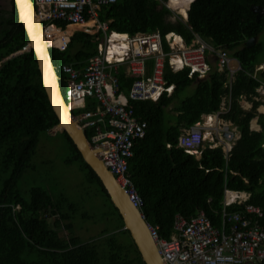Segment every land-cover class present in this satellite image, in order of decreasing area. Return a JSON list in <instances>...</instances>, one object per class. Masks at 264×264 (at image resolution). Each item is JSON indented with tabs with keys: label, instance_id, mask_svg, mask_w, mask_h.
<instances>
[{
	"label": "trees",
	"instance_id": "trees-1",
	"mask_svg": "<svg viewBox=\"0 0 264 264\" xmlns=\"http://www.w3.org/2000/svg\"><path fill=\"white\" fill-rule=\"evenodd\" d=\"M11 10L0 6V264H145L129 234L118 210L113 206L102 183L83 161L77 148L65 132L71 156L67 164L78 163L88 184H95L118 220L113 233L104 230L98 238L84 242L75 234L74 224L80 205L60 195L54 198L43 187H33L26 198L18 183L31 167L40 137L58 126L42 85L33 52L24 51L29 38L19 23L14 1ZM169 0H118L101 9L99 19L109 23V33L151 34L158 31L165 45V36L175 34L190 45L194 35L215 48L229 51L237 59L242 71L237 73L231 86V105L223 119L238 132V140L226 156L210 144L199 157L178 148V138L201 120L220 110L222 100L229 94L226 72L212 67L207 79L189 77V70L178 72L165 67L166 92L157 102L130 101L136 117L147 123V134L135 143L129 160V174L137 193L144 202L143 213L147 222L159 227L162 238L171 240L177 216L190 220L204 212L215 227L222 220L225 191L249 194L248 204L258 206L264 213V115L254 100L264 70L256 68L264 63V45L258 41L264 31V16L257 20L252 8L264 9V0H190L187 22H168L173 15L165 7ZM176 0H170L172 4ZM1 2V0H0ZM102 34L89 36L76 32L66 51L50 49L51 58L60 79L64 97L67 78L62 66L71 65L83 70L87 62L98 55ZM257 43L248 49V40ZM152 72L153 61L147 64ZM256 74L254 79L252 76ZM134 78L121 71L118 76L120 92L128 94ZM190 87L192 96L175 105V115L168 109ZM245 99L252 105L246 111L241 106ZM95 107L87 103L86 109ZM79 116L78 112H73ZM258 118L261 132L251 130V122ZM88 139L92 133L86 130ZM240 205H232L228 212H242ZM85 220L91 219L82 214ZM264 225V216L260 220ZM63 224L68 236H62L57 225ZM127 235L130 244L119 238Z\"/></svg>",
	"mask_w": 264,
	"mask_h": 264
},
{
	"label": "built area",
	"instance_id": "built-area-1",
	"mask_svg": "<svg viewBox=\"0 0 264 264\" xmlns=\"http://www.w3.org/2000/svg\"><path fill=\"white\" fill-rule=\"evenodd\" d=\"M32 1L50 49L66 51L76 32L103 35L98 55L91 58L83 70L71 65L62 66L68 82L65 99L71 112L79 113L75 118L82 129L91 131L89 141L97 150L98 158L140 211L162 263L264 264V225L260 222L264 213L260 207L248 204L249 194L225 191L219 227H215L204 212L190 220L177 216L173 236L167 240L160 236L158 226L147 222L144 202L129 174V160L134 155L135 143L146 137L148 128L146 122L136 117L129 102H157L165 92L171 96L174 87H167L164 78L167 63L174 72L188 69L190 78L207 79L212 71V57L217 58L218 70L226 72L229 94L223 98L217 113L203 115L198 123L184 130L178 138V148L198 157L206 140L210 139L214 147H220L229 156L239 136L232 124L222 117L230 109L231 86L237 73L242 71L240 62L226 49L215 48L196 34L190 45L182 37L168 34L165 43L169 52H166L158 31L135 36L109 33V23L99 19L100 11L118 0ZM168 2L165 7L173 10ZM177 20L187 22V18L181 16H177ZM112 46L122 49V55L110 58ZM149 61H153L151 73L147 67ZM120 65H127L130 76L135 79L127 95L120 92L117 78ZM261 70H264V63L256 68V72ZM252 77L257 79L256 74ZM259 83L254 100L261 103L257 113L264 115V82ZM90 101L95 102V107L88 110L86 106ZM235 204L244 210L228 212Z\"/></svg>",
	"mask_w": 264,
	"mask_h": 264
},
{
	"label": "water",
	"instance_id": "water-1",
	"mask_svg": "<svg viewBox=\"0 0 264 264\" xmlns=\"http://www.w3.org/2000/svg\"><path fill=\"white\" fill-rule=\"evenodd\" d=\"M13 1L18 21L24 27L29 38V44L24 51L34 53L43 88L58 119V126L53 130L54 133L65 132L77 148L83 161L98 177L111 203L118 210L124 223V230L129 232L142 261L145 264H163L158 248L149 234L147 224L142 219L140 211L129 201L113 174L98 158V152L89 141L86 131L82 129L68 107L60 86L59 76L51 58L50 48L43 36V25L37 17L33 1ZM252 11L257 14V20L264 16V9L255 7L252 8ZM256 43V38L250 39L247 41L246 47L250 49ZM198 80L203 81L205 79Z\"/></svg>",
	"mask_w": 264,
	"mask_h": 264
},
{
	"label": "rangeland",
	"instance_id": "rangeland-1",
	"mask_svg": "<svg viewBox=\"0 0 264 264\" xmlns=\"http://www.w3.org/2000/svg\"><path fill=\"white\" fill-rule=\"evenodd\" d=\"M2 10L9 12L11 5L9 0H1ZM181 10V9H180ZM173 15L167 19L168 22H175L180 11L171 10ZM264 45V31L259 37ZM194 87L184 91L180 99L177 100L167 111L168 115H175L174 107L183 99L192 96ZM210 139L206 140L205 146L209 145ZM71 156L70 147L60 133H46L41 135L36 154L31 161V167L27 170L23 178L18 183V189L28 198V193L33 187H43L54 198L63 195L70 202L80 205V213L74 224V231L82 241L87 242L98 238L104 230L113 233L118 226V220L113 213V209L106 199L99 193L95 184H88L85 174L79 170V164H67L66 161ZM2 184L0 182V190ZM82 214L91 217L89 220L82 218ZM59 233L67 237L68 231L63 228V224L57 225ZM124 242L130 244V238L120 235Z\"/></svg>",
	"mask_w": 264,
	"mask_h": 264
},
{
	"label": "crops",
	"instance_id": "crops-1",
	"mask_svg": "<svg viewBox=\"0 0 264 264\" xmlns=\"http://www.w3.org/2000/svg\"><path fill=\"white\" fill-rule=\"evenodd\" d=\"M183 2V3H182ZM189 2H190V0H189ZM184 3H185V0H176V1H174L172 4H170V6H171V8H173V9H176V10H178V12L180 11V9H181V7L184 5ZM189 7H190V3H189V5H188ZM187 6V8H186V11H188V9H189V7ZM180 14V13H179ZM181 15V14H180ZM183 16V15H182ZM188 17V16H187ZM187 17H185V16H183V18L185 19V18H187ZM212 67H215V68H217L218 69V67H217V58L214 56V57H212ZM121 71H124L125 72V74L127 75V76H130V74H129V68H128V66L126 65H120V67H119V71H118V75H117V78H118V76H119V74H120V72ZM131 77V76H130ZM131 88V87H130ZM174 89L175 88H173L172 89V91H171V95H172V93L174 92ZM130 90V89H129ZM129 92V91H128ZM241 106H242V108L244 109V110H246V111H249V110H251V108H252V105L249 103V102H247L245 99H243L242 101H241ZM219 122H216V124H218ZM250 127H251V130L252 131H255V132H261L262 131V127L260 126V124H259V120H258V118H255L252 122H251V125H250ZM210 143L209 144H212V149H215L216 147H214V143H212V141H209ZM211 146V145H210ZM204 147H205V145H204ZM199 157V156H198ZM250 197V196H249ZM249 200V199H248Z\"/></svg>",
	"mask_w": 264,
	"mask_h": 264
},
{
	"label": "bare ground",
	"instance_id": "bare-ground-1",
	"mask_svg": "<svg viewBox=\"0 0 264 264\" xmlns=\"http://www.w3.org/2000/svg\"><path fill=\"white\" fill-rule=\"evenodd\" d=\"M183 3V2H182ZM189 0H185V3H184V5L181 7V10H180V14L181 15H183V16H185V17H187L188 15H187V11H186V8H187V6L189 5ZM168 6L171 8V6L168 4ZM189 7V6H188ZM171 9H173V8H171ZM173 10H176V9H173ZM176 11H178V10H176ZM179 14V13H178ZM186 19V18H185ZM122 53H123V51H122V49H118L117 47H114V46H112L111 48H110V51H109V57L110 58H112V57H114L115 55H117V56H121L122 55Z\"/></svg>",
	"mask_w": 264,
	"mask_h": 264
}]
</instances>
